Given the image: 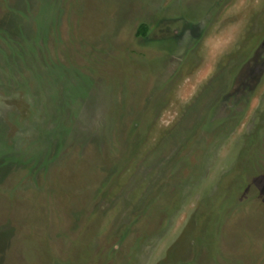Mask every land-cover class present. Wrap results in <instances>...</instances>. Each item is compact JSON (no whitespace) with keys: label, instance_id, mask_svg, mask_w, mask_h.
I'll return each instance as SVG.
<instances>
[{"label":"rangeland","instance_id":"374dc122","mask_svg":"<svg viewBox=\"0 0 264 264\" xmlns=\"http://www.w3.org/2000/svg\"><path fill=\"white\" fill-rule=\"evenodd\" d=\"M0 264H264V0H0Z\"/></svg>","mask_w":264,"mask_h":264},{"label":"trees","instance_id":"16d2710c","mask_svg":"<svg viewBox=\"0 0 264 264\" xmlns=\"http://www.w3.org/2000/svg\"><path fill=\"white\" fill-rule=\"evenodd\" d=\"M138 30H139V33L145 34V32H146V26L144 24H141L139 26V29Z\"/></svg>","mask_w":264,"mask_h":264}]
</instances>
